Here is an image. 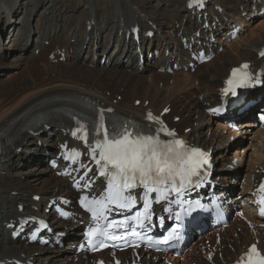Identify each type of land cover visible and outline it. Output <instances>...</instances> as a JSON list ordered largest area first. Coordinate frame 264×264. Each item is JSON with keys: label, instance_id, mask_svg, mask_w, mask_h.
Masks as SVG:
<instances>
[{"label": "bare ground", "instance_id": "bare-ground-1", "mask_svg": "<svg viewBox=\"0 0 264 264\" xmlns=\"http://www.w3.org/2000/svg\"><path fill=\"white\" fill-rule=\"evenodd\" d=\"M44 1L0 0V35L4 31V25L1 22L3 21V24L9 23L8 20H5L4 12H6L7 16L12 13L13 20L10 25L13 26L19 22L17 14L23 11L26 6L34 3L35 9L39 10V7L43 6ZM51 1L54 4L50 6L49 13L56 17L60 16L61 19L65 18L66 22L59 23V28L54 33L45 32L43 36L35 38V41H49L47 46L43 43H37L35 47L39 49L37 55L51 54L53 58H58L63 52L65 56L64 63L48 65L49 62L46 59L45 64L40 66L41 68H35L37 61H41L43 56H34L27 60L20 57L17 58V61H23L24 65L19 64V69L23 68L18 71L17 79L14 77H9V79L1 78L2 81L0 82V169L4 171V173L0 174V261L9 264V260L12 262L14 259H19L22 252L27 257L32 255L40 264H50L55 260L61 264H81L85 261L84 256L74 254L73 251L68 250V247L54 250V253L50 255L41 254L34 256L33 252L37 248L34 245H24L19 238L15 240L9 239L5 226L10 219L16 222L17 218L25 217L29 214L28 211L31 210V206L37 204L30 199L31 194L28 198L24 196L25 191H31L29 181L21 180L19 177L17 179L14 178L15 175H21L22 173L19 170V165L25 162L27 158L29 160L32 159L30 155L32 153H26L25 151L29 149L31 143L34 150L39 154H43L32 160L33 166H31L34 171L41 174V179L38 180L41 187L37 188V190L41 192L42 197L46 198L70 192L64 178L51 174L49 168L43 167L41 169L40 164L46 153L42 147L48 149L55 146L59 140L64 138L63 131L68 126L70 127L62 113L64 110L63 106L69 105L63 101V98L71 95L77 97L76 95L80 94L108 103L114 106L116 111H122L124 114L128 113L133 116L142 117L146 109L159 112L162 108H169V113L165 117L179 132V135L190 143L211 148L214 160L219 163L225 160L231 161L233 158L240 159V152L244 150L238 151L234 149L228 156L224 153L225 148L228 146L224 145V148L221 149L220 144L227 141L226 138L230 135L248 133L250 135L249 146H253V151L248 153L251 162H248L247 175L238 193L241 194V200H247L246 205L242 207L243 215L253 224V228H249L240 218L234 217V220L227 228L220 227L197 237V241L193 242L183 255V262L189 259L190 262L196 261L197 264H226L233 261L238 253L245 251L246 245L255 238H257L259 247L264 252V232L259 226L261 221L253 217L250 192L248 193L251 183V187H253L259 177V174L255 172H259L264 168V125L251 127L248 120L249 113L244 112V119L237 123L233 122L232 118L228 119L229 125L224 121L214 120V132L210 136H203L202 130V124H208L210 119V116L204 113V108L207 107L205 103L209 102L212 105V103L217 102V89L221 86V81L227 70L239 61L256 60L257 53L264 47V14L258 19L259 22L256 25L245 22L244 31H247L246 38L238 34L234 41L226 42L220 39L219 41L225 46L222 53L216 54L214 59L202 64L193 73L173 72L171 74H158L153 71L152 65L166 66L170 63L172 54L185 52L181 49L179 40L174 41L171 38V33L176 34L180 31L183 34H188L191 29L194 30L199 27V23L191 18L192 14L189 11L184 10L187 12L186 15L188 17H185L184 14L181 16L176 11L183 8L185 0H94L93 3H90L88 12H83V10L77 8L79 2L86 3L87 0H72V3L64 0L59 3V7L55 4V0ZM224 1H226L225 8L219 13L218 10L214 9V6H220ZM253 5H255L254 9H259L262 6L261 3L253 2L252 0H211V4L207 6L206 10L210 14L213 12L218 18L226 15L234 23H241L242 20L239 17L237 8L241 7L242 11L248 9L251 12ZM38 10L36 13H38ZM70 20L72 22L67 32H72V35L82 29L84 32L86 26H91L90 32H88V41H85V37H82V34L78 35L77 40L80 45L77 48L69 42L70 34L64 29L61 30ZM102 20L105 21L104 25L101 22ZM174 23H178L177 28H174ZM224 23L227 22H222V24ZM149 24H156L158 27L154 38L157 41L155 49L158 52L154 57L155 61L152 64L151 61H146L143 70L139 71L136 64L138 56L132 53L134 52L133 42L130 37L126 40L124 36L126 31L135 25L150 28ZM35 28H37L36 25ZM259 29L262 30L258 31ZM103 32L105 34L101 37ZM201 32L204 33V30H201ZM94 34L100 35L106 42L111 36H115V41H119V45L115 43L112 51L116 50L119 56L123 55L125 62L119 63L116 60L112 69L105 66H101L105 68L101 70H96L97 66L95 68H87L88 65L84 62L86 56H80L81 50L78 51L77 49L78 47L83 49L85 45L88 48L89 42L92 41L91 36H94ZM176 36L179 37V35ZM240 40L241 42H239ZM240 43L242 44L239 46ZM143 45L144 41L142 39L141 46ZM28 48L29 46H26L25 50ZM166 48L170 50V55L165 57L163 50ZM20 49L22 50V47ZM102 50L106 51L105 48H102ZM127 52L129 53L127 54ZM229 52H231L232 56L229 55ZM100 54L102 55L103 52ZM93 57L94 54L92 53V57H89L91 65L94 63L92 61ZM17 61L16 63L9 62L6 57L0 60V64H8L7 66H9V63H13L16 66L18 65ZM257 62L260 63L261 60ZM82 66L87 67L83 68ZM203 68L204 70H202ZM87 69L92 71L86 72ZM193 80L196 81L195 86L191 84ZM263 83L264 77L257 84H254L253 90L249 92L252 96L251 99L260 100V104L259 101L256 104L261 106V102L264 101V95L253 97V92L256 91L254 90L255 88H262L261 85ZM105 90L110 91V93L107 95ZM121 93L124 94L122 99L119 101L114 100V95ZM260 93L264 92L262 90L258 91V94ZM126 94L135 97L130 102ZM195 95L201 99L195 98ZM137 98L142 101L148 100V105L135 106L132 101ZM55 108L59 112L54 115L51 110ZM236 110H232V117H236ZM173 115L180 116L179 122H172L171 118ZM41 120L46 121L45 125H38L32 133L29 134L23 130L32 124H41ZM47 125L48 128L46 127ZM45 127L47 130L44 129ZM6 129H10L9 133H6ZM215 131H224L226 136L220 139L219 134H216ZM34 135L38 136L34 137ZM39 139L42 140V142L40 141V148L35 143ZM257 142H260V144ZM19 148H21L20 151L18 150ZM221 165L223 166L224 164ZM236 173L237 171L219 175L223 189L236 190L235 184L239 183L231 178L236 177ZM43 174H48V177L46 178ZM231 200L234 205L236 201L234 198ZM19 204L24 205L22 210L17 208ZM234 227H240V232H237ZM70 228L74 227H69L65 233H68L71 239H75L78 233L70 231ZM216 231L219 232V235H223L221 243L215 244L216 251L222 252V256L221 258L212 256L209 261L207 253H212L210 249L204 251V256L193 249L196 245L200 246L202 244L200 241L203 238L211 239V233ZM62 253L71 255L62 256ZM121 256L126 258L128 254L124 251ZM74 258L77 259L76 262L73 261ZM155 258H158V256L154 255L153 259ZM174 262L177 263V259ZM151 264L157 263L151 262Z\"/></svg>", "mask_w": 264, "mask_h": 264}, {"label": "snow or ice", "instance_id": "snow-or-ice-1", "mask_svg": "<svg viewBox=\"0 0 264 264\" xmlns=\"http://www.w3.org/2000/svg\"><path fill=\"white\" fill-rule=\"evenodd\" d=\"M193 6L202 7L203 0H190L189 7ZM260 55L264 57V51H261ZM232 76L236 78L238 87L248 86L254 80L250 65L247 63L239 68H234ZM226 84L229 87L223 89L222 92L227 93L231 90V95L236 96L235 88L232 87L233 79L230 78ZM112 111L110 108L100 109L97 113L98 120L92 119L85 123L77 120L78 127L72 130L73 137L88 145L89 155L98 166L99 175L103 176L106 182V187L99 198L93 197L89 200L87 196H82L81 204L91 213L93 219L98 220L103 217L106 220L107 216L104 213L111 211L109 205H115L119 209L133 207L137 198L131 194L125 195V193L141 188L143 195L140 200L143 201L144 213L137 212L131 219L137 220L141 227H145L140 218L142 215L144 219L150 218L148 214V210L151 208L150 194H156L155 202L157 203L165 201L182 205V201L178 199L169 201L168 197L173 193L176 197H180L185 190L194 186L198 187L201 171L208 164V160L201 149L187 145L182 139L163 140L160 138L161 132H166L168 136L174 137L175 133L172 130L165 128L153 130L150 127H141L131 122L111 120L109 126H106V113H112ZM147 119L151 121L159 118L148 113ZM61 147L65 148L66 145ZM71 152L73 155H65V159L75 161L76 157L81 155L76 149H72ZM82 167L84 166L82 165ZM88 171L85 172V176L80 178L81 180L85 179ZM92 183L93 181L89 180L83 187L89 188ZM76 186L80 187L79 181ZM259 190L264 192V183L261 184ZM258 203L264 205V196L258 199ZM201 207L203 206L201 205ZM165 211H170V209L166 208ZM260 215L264 216V207H261ZM177 219H179V214H177ZM113 223L123 224L124 221L111 222L107 227H112ZM97 231L96 228H90L88 235L94 236ZM99 234L101 237H109L107 230L100 231ZM133 235H140V233L133 232ZM178 235V232L170 233L163 236L162 240L158 242L167 243ZM110 238L117 239L114 235ZM147 240L151 242L153 237L148 236ZM89 242L91 243V241ZM93 247L95 250V246ZM253 255L259 258L257 264H264V256H261L257 251L255 244L249 249V264H252ZM243 259L244 257L241 258V260Z\"/></svg>", "mask_w": 264, "mask_h": 264}, {"label": "rangeland", "instance_id": "rangeland-1", "mask_svg": "<svg viewBox=\"0 0 264 264\" xmlns=\"http://www.w3.org/2000/svg\"><path fill=\"white\" fill-rule=\"evenodd\" d=\"M64 0H55V4L59 7V3L62 2ZM65 1H70L71 3L73 2L72 0H65ZM90 2H94V0H87V2H82L79 4H77V8H79V10H83V12H87L89 10V4ZM225 3L226 1H224L223 3H221V8L225 7ZM54 4L53 1L51 0H45L44 1V4L42 7H39V10H38V13H36V9H35V5L34 3H31L30 6H26L23 11L19 12V14H17V20H19V22L17 24H14L13 26L10 25V23H12V13H10L8 16L6 14V12H4V16H5V20H8L9 23H6V24H3V21L1 22L2 25H4V31L3 33L0 35V60L1 59H5L7 57L8 61L9 62H15L17 61V58H20V57H23L25 60L31 58V57H41L43 56L42 54L40 55H37L38 52H39V49L36 48V44L37 43H43L44 45H48L49 41L48 40H44L43 42H41L40 40H37L35 41V38H39L41 36H43V34L45 32H50L51 34L54 33V31H56L59 26L58 24L63 22L65 23L66 22V19L65 18H62L64 20L61 19V17H56L55 15L49 13V9H50V6ZM178 13H181V14H184L185 12L184 11H179L178 9L176 10ZM240 11V9H239ZM262 17V14L261 15H258L254 18H250L248 21L251 25H256V23L259 22V18ZM45 18H47V20H45ZM46 21V22H45ZM72 20H70L69 23L66 24L65 27H62V29L68 30V28L70 27V24H71ZM104 22V21H103ZM45 23V24H44ZM35 25L37 26V28H35ZM44 25V26H43ZM20 26V28H19ZM175 27H177V23H175ZM20 29H22L20 31ZM262 29H259L258 31H261ZM70 34V38H69V42L71 44H73V46H75L77 48L78 45H80L79 41L77 40L78 39V35L82 34L81 33V30H79V32L77 31L76 33H73L72 35V32H67ZM247 34V31H242V33L240 34L241 37H245ZM15 36V37H13ZM176 35H174L173 33H171V38L175 41V39L177 40V38L175 37ZM246 38V37H245ZM97 40V42H96ZM114 40L112 39V37L107 40V42L105 41V39H98L95 38L94 39V42L92 41L91 42V45L88 46V48H83L81 49L80 47H78V51H80V56L83 55L86 56V60L84 61L87 65V66H82L83 68H89V67H92V68H95V66H97L95 69L96 70H101V69H105L104 67H101V64H100V59L101 58H104V55L106 53H110L111 50L113 49L114 47ZM241 42V40L239 41ZM16 43V44H14ZM154 43H155V46L157 45V41L156 39L154 40ZM242 43L239 44V46L241 45ZM26 46H29L28 49L25 50V47ZM22 47V50L20 49ZM225 47V46H224ZM102 48H105L106 51H103ZM71 51V50H70ZM76 51V50H75ZM103 51V54L101 56L100 52ZM223 49L218 53H222ZM92 53H94V57H93V66L89 64V57H92ZM231 55V52H229ZM34 54V55H33ZM7 55V56H6ZM37 55V56H36ZM119 53H112V55L109 57V61L106 63V67H110L109 69H112L113 68V63L115 64L116 60L121 63L122 60H124V58L122 56H119ZM79 56V58H80ZM232 56V55H231ZM48 57V58H47ZM235 57V56H234ZM48 60L49 64L48 65H54L56 64V61H58V63H64V61H60L58 60V58H52V56H49L48 55H44L43 56V59H41V61H37V63L35 64V68H41L40 66H42L43 64H45V61L44 60ZM98 58H99V61H98ZM52 63V64H50ZM10 65L7 66V65H1L0 64V82L2 81V79L4 78H8L9 77L11 78H15L17 79V75L19 74V67L20 65L19 64H23V61H17V64L19 65H13V63H9ZM231 65V63H230ZM100 66V67H99ZM23 68V67H22ZM21 68V70H22ZM152 69L153 71L157 72L158 74L160 73H164V72H158L157 71V67L156 66H153L152 65ZM20 70V71H21ZM204 70V68L202 69ZM3 71V72H1ZM89 71H92L90 69H87L86 72H89ZM18 72V73H17ZM44 77V76H43ZM2 78V79H1ZM191 84H193L194 86L196 85V81H192ZM106 94L108 95L110 93V91L108 90H105ZM122 95L124 94H115L114 95V100H121L122 99ZM126 96L128 97L129 101L131 102L132 98H134L135 96H131L129 94H126ZM195 98H198V99H201L199 96L195 95ZM139 103L138 104H135L134 101H132V103L137 106L139 104H144L145 106L147 105L146 102H148L147 100H144L142 101L141 99L137 98ZM256 112L259 111L257 110V106H255L253 108ZM249 115H248V120L250 122V125L251 127H254V122L251 120L252 118V109L248 112ZM179 117V115H176ZM244 119V117L238 119V120H235V123H237L238 121ZM194 125V124H193ZM203 136H210L212 132H214V128H215V125L214 123L212 122V120H209V123L206 124V123H203ZM216 134H219V138L222 139L225 135V133L223 131H215ZM228 143H229V146L226 147V149L224 150V152L229 156L230 152L233 151L234 149H237L238 151L244 149L242 152H240V159H236V158H233L230 161L228 160H225L224 161V166L229 163L232 165L231 168H227V167H224V166H221L220 167V163H219V166H218V169H219V174H228L230 172H233V171H237V173L235 174L236 177H231L232 179H235L236 181H238L239 184H235V187L236 189H240L241 187V183L243 182V179H245L246 175H247V171H248V162H251V158H249L248 156V153L253 151V146H249L250 144V135L247 133L245 134H240V135H230L229 137L226 138ZM36 145H38V147L40 148L41 147V144H40V140H36L35 141ZM34 143V144H35ZM258 144H260V142H257ZM223 149V148H221ZM45 150H48V149H45ZM44 150V151H45ZM26 153H32L30 154L32 156V159L29 160V158H27L25 160V162H23L22 164L19 165V170L22 172L21 175H15L14 178L17 179L18 177L21 179V180H26V181H29L30 183V187H31V191H25L24 194H25V197H29V195L31 193H37L39 192L37 190V188L41 187L38 183V180L41 179L40 177V173L34 171L33 167V162L32 160L36 159V157H40L42 156L43 154H39L36 150L33 149V144L31 143L29 145V149H26L25 150ZM27 155V154H26ZM44 162L45 160H43L41 162V166L40 168L43 169L44 167ZM33 169V170H32ZM4 173L3 170L0 169V174ZM52 174V173H51ZM46 178L48 177V174H43ZM218 175V174H217ZM37 177V178H36ZM232 183V182H231ZM31 197V196H30ZM42 198V202L45 201V199ZM232 218L231 220H229V223L232 222ZM239 228L240 227H235V230L236 231H239ZM208 239L207 238H204L202 240L203 244L207 243ZM211 240V239H210ZM192 242L189 244V246L186 248L187 250L189 249V247L191 246ZM72 250V249H71ZM70 250V251H71ZM186 250V251H187ZM197 251V250H195ZM198 252V251H197ZM46 254H50L52 253L51 250H47L45 252ZM64 254H68V253H62V256ZM219 257V256H218ZM221 257V256H220ZM53 262H56V261H53ZM161 264V262H160ZM178 264H197L196 261H193V262H182L179 261Z\"/></svg>", "mask_w": 264, "mask_h": 264}, {"label": "trees", "instance_id": "trees-1", "mask_svg": "<svg viewBox=\"0 0 264 264\" xmlns=\"http://www.w3.org/2000/svg\"><path fill=\"white\" fill-rule=\"evenodd\" d=\"M241 62H243V61H239V63H241Z\"/></svg>", "mask_w": 264, "mask_h": 264}]
</instances>
